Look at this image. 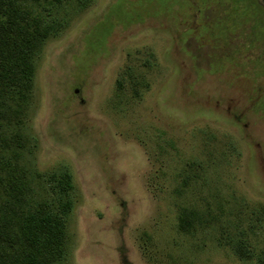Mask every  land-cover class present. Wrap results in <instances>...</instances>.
I'll return each instance as SVG.
<instances>
[{
	"label": "rangeland",
	"instance_id": "rangeland-1",
	"mask_svg": "<svg viewBox=\"0 0 264 264\" xmlns=\"http://www.w3.org/2000/svg\"><path fill=\"white\" fill-rule=\"evenodd\" d=\"M0 6V194L63 219L50 264H264V0Z\"/></svg>",
	"mask_w": 264,
	"mask_h": 264
},
{
	"label": "trees",
	"instance_id": "trees-1",
	"mask_svg": "<svg viewBox=\"0 0 264 264\" xmlns=\"http://www.w3.org/2000/svg\"><path fill=\"white\" fill-rule=\"evenodd\" d=\"M0 77L2 81H15L16 73L4 66ZM11 182L4 186L6 196L0 194V264H50L58 251L55 247L61 239L64 221L61 218L55 221L57 216L42 206L38 212L36 207L30 206L28 210H22L23 190L27 186L18 180ZM68 186L62 184L61 191L67 190ZM62 252L59 250L60 255Z\"/></svg>",
	"mask_w": 264,
	"mask_h": 264
}]
</instances>
